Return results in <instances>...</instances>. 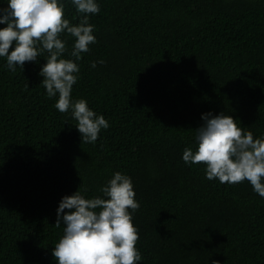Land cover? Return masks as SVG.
Returning a JSON list of instances; mask_svg holds the SVG:
<instances>
[{"label":"trees","instance_id":"trees-1","mask_svg":"<svg viewBox=\"0 0 264 264\" xmlns=\"http://www.w3.org/2000/svg\"><path fill=\"white\" fill-rule=\"evenodd\" d=\"M59 2L78 24L72 0ZM95 2L97 42L79 61L75 38L60 36L61 58L80 68L72 100L109 123L95 143L82 142L71 110L54 107L58 94L47 96V52L15 71L0 57V264H57L59 202L78 189L103 197L116 172L140 205L137 264H264V198L182 159L208 112L264 137V0Z\"/></svg>","mask_w":264,"mask_h":264},{"label":"clouds","instance_id":"clouds-1","mask_svg":"<svg viewBox=\"0 0 264 264\" xmlns=\"http://www.w3.org/2000/svg\"><path fill=\"white\" fill-rule=\"evenodd\" d=\"M72 3L80 17L78 24H70L65 18L59 0H8V6L0 8V24H6L0 28V57H5L8 69L15 71L26 62L38 63V57L47 52L40 71L47 96L58 94L54 107L60 113L71 110L82 142L95 143L109 123L91 110L86 100L73 101L71 94L80 71L75 61L97 42L89 15L99 13L100 7L95 0ZM65 32L75 38L70 53L75 61L61 58L66 43L60 36ZM97 63L104 61L92 62L91 67ZM201 118L203 124L195 129L196 151L185 148L183 161L205 165L208 180L217 179L222 184L248 181L253 191L264 198V137L254 138L251 131H245L223 112H208ZM100 191L103 197L85 198L78 189L59 202L53 226L63 225V235L52 250L57 264H137L142 259L136 247L138 229L132 223V213L140 205L135 200L131 178L116 172Z\"/></svg>","mask_w":264,"mask_h":264}]
</instances>
